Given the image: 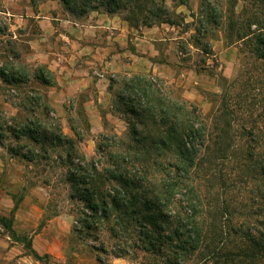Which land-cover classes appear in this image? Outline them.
I'll return each mask as SVG.
<instances>
[{
	"label": "rangeland",
	"instance_id": "374dc122",
	"mask_svg": "<svg viewBox=\"0 0 264 264\" xmlns=\"http://www.w3.org/2000/svg\"><path fill=\"white\" fill-rule=\"evenodd\" d=\"M212 1L225 16L204 37L196 31L201 0L189 9L166 0L179 24L154 25L144 40L138 36L146 26L122 23L125 11L113 13L117 18L104 25L128 26L127 40L107 33L105 43L121 54L93 64L77 53L78 44L96 41L75 34L105 11L80 16L61 0H0V264H168V245L159 254L138 248L136 225L113 236V221L95 222L105 196L93 193L97 209L85 197L120 188L105 169L135 141L118 94L125 78L140 74L164 95L193 103L206 125L198 164L187 175L206 228L201 245L208 247L193 264H259L244 256L254 249L243 232L264 236V67L246 44L226 39L231 9L238 14L248 0ZM121 40L129 42L127 53ZM58 44H71L78 59L58 54ZM136 44H154L155 54L136 51ZM57 56L61 66L52 60ZM154 173L150 168L147 178Z\"/></svg>",
	"mask_w": 264,
	"mask_h": 264
},
{
	"label": "trees",
	"instance_id": "16d2710c",
	"mask_svg": "<svg viewBox=\"0 0 264 264\" xmlns=\"http://www.w3.org/2000/svg\"><path fill=\"white\" fill-rule=\"evenodd\" d=\"M61 1L65 9L80 16L97 10L108 14L125 11L124 19L136 27L179 24L166 0ZM171 1L174 7L185 6L189 9L191 5V0ZM224 16L218 4L212 0H201L197 34L204 37L207 26L220 25ZM227 19L226 39L231 44H246L255 60L264 67V0H248L238 14L231 9ZM118 102L120 110L132 117L129 123L132 124L135 143L127 146L125 153L115 152L112 157L114 168L105 169L107 177L117 181L120 188H115L114 194L107 195L100 191L87 192L85 197L94 209L101 206L95 202L93 193L105 196L98 216L100 218L95 219V222L113 221L110 230L117 238L129 233L131 225H136L142 228L139 233L142 244L139 243L138 248L159 254V250L168 245V264H193L195 255L208 248L206 244L201 245L204 238L207 240V235L201 218L199 197L195 188L187 184L189 171L198 164L199 147L206 141L203 115L183 97L172 99L161 93L157 83L144 74L123 80V91L118 94ZM57 137L56 140H60ZM136 161L141 167H134ZM150 168L155 171L153 179L147 178ZM10 224L7 222L8 228ZM236 232L242 233L241 228ZM243 233L249 242L248 246L254 249L251 253L244 250L247 252L244 256L264 264V236L260 238L262 232ZM28 244L31 246V241ZM32 252L43 260L44 256L36 250ZM172 254L175 262H172ZM217 255L214 252L211 257L216 258Z\"/></svg>",
	"mask_w": 264,
	"mask_h": 264
},
{
	"label": "crops",
	"instance_id": "0c3cea01",
	"mask_svg": "<svg viewBox=\"0 0 264 264\" xmlns=\"http://www.w3.org/2000/svg\"><path fill=\"white\" fill-rule=\"evenodd\" d=\"M99 21L97 20L96 23H93L92 25L86 26L84 27L85 29H81L82 32L76 33L75 35H77V39L78 37H82L84 40H87L89 42H93L96 41V43H92V44H78L79 45V50H78V54H80L82 56V53L88 56V59L91 60L90 62H92L93 64H98V63H103V62H109L110 59H114L116 57H118L121 52L116 51V44H106L105 42V38L108 37L109 35H106L107 33L111 32V33H117L118 36H126V40H127V36L129 33L128 30V26L124 27L123 24L121 26H119V28L116 26L117 24L113 25H109V26H105L104 25V21L105 19H115L117 18L116 15H112V14H108V13H99ZM122 23H126V20H121ZM119 25V24H118ZM104 27H110L109 31L106 30V28ZM127 29V30H126ZM154 29V26L152 27H146L145 30L142 31V33L138 36L139 40H144V38L146 39L149 35L146 31H150ZM103 31H107L105 33V35L103 34ZM81 42H83V40L78 39ZM121 44H118L122 49H123V53H127V46L129 44V42H124V41H120ZM152 43V42H151ZM73 45V44H72ZM59 49H61L59 51L58 54L62 55H66L69 58L74 57L75 59L77 58L76 55V50H73L71 48V44H58ZM141 44H136V51H142V52H147L149 53V55H153L155 54V46L154 44H148L147 45V49L141 47ZM153 47V50H152ZM75 51V52H74ZM62 53V54H61ZM110 56H107L109 55ZM130 54H132L133 56H138V54H133L130 51ZM66 56H64V58H66ZM71 56V57H70ZM106 57L108 59H106ZM53 62L55 61L56 64L61 66L62 63V57L59 58V56L55 57L52 59ZM69 70H72L71 68ZM64 70H62L63 72ZM99 84V82L97 83ZM105 86V85H104ZM102 90V89H101ZM107 93V89L105 86V90L100 91V94H105Z\"/></svg>",
	"mask_w": 264,
	"mask_h": 264
}]
</instances>
